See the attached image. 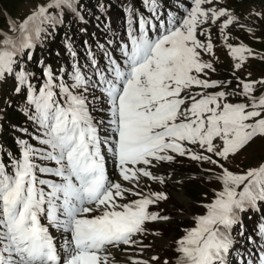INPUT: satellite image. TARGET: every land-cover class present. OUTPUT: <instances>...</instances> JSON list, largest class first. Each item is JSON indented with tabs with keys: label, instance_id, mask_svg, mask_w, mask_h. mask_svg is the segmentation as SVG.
I'll return each instance as SVG.
<instances>
[{
	"label": "snow or ice",
	"instance_id": "snow-or-ice-1",
	"mask_svg": "<svg viewBox=\"0 0 264 264\" xmlns=\"http://www.w3.org/2000/svg\"><path fill=\"white\" fill-rule=\"evenodd\" d=\"M142 2L149 16L126 9L115 47L84 41L81 63L65 35L69 66L41 60L40 76L34 50L70 16L84 20L80 0H35L23 18L0 11V84L14 82L33 127L18 129L29 137L17 139L18 154L0 158V264H264V152L249 154L264 146V76L248 70L264 53L235 35L256 29L227 0H179L167 12ZM253 15L264 20L244 19ZM220 52L228 78H213ZM182 159L208 190L197 211L177 210L184 223L163 255L145 243L174 219L153 169ZM249 212L261 213L251 230ZM130 249L138 255L122 261Z\"/></svg>",
	"mask_w": 264,
	"mask_h": 264
},
{
	"label": "rangeland",
	"instance_id": "rangeland-1",
	"mask_svg": "<svg viewBox=\"0 0 264 264\" xmlns=\"http://www.w3.org/2000/svg\"><path fill=\"white\" fill-rule=\"evenodd\" d=\"M91 0H80L83 8L81 9L82 14L84 16L83 21H75L73 17H69L65 22V25L59 30L57 36L46 42L43 47H37L34 50V60L29 63L30 69L36 72L37 76H40V68L38 67V62L43 60L45 63L53 66L54 69H59L60 67L67 68L70 64V58L65 51L64 47V38L65 35L71 38L73 47L76 49L78 53V57L81 63H84L86 60V46L84 41H88L89 45L92 47L93 51H97L96 43H105L110 39L100 38L104 33L109 32V34H114L118 36L116 32V26L119 25L117 21L119 19L120 23L127 25V11L129 7H132L136 10H140L142 6H144L142 0H127L126 5L119 8L121 9L119 14L113 11H106V13H101V9L104 5L103 0H99L98 6V15L91 20L90 16V5L86 6L90 3ZM138 1V4H137ZM165 4L170 3L175 6V8L180 5H175L176 2L174 0H163ZM186 2H190V0H186ZM35 0H2V5H0V11L6 9L7 15L10 18H23L29 11L30 6L34 5ZM229 8L235 11L237 15L241 17V20L245 24H249L255 27V37L250 34L237 30L235 35H237L240 40L244 43L248 44L250 47L255 49L257 52L264 53V20H260L254 15L249 19L245 20L244 17H248L249 13L254 12H264V0H227ZM91 4V3H90ZM145 7V6H144ZM137 11V12H138ZM107 25V28H105ZM116 25V26H115ZM4 18L0 16V27H4ZM115 26V27H114ZM81 28H84L85 31H81ZM125 26L122 27L124 29ZM112 29V30H111ZM97 34L98 36H95ZM221 60L223 63L220 64L221 72L214 75L213 78H228L230 76L229 64L223 52L219 53ZM99 59V54H98ZM253 73L254 78H259L264 76V62L260 60L251 61L249 69ZM222 74V75H221ZM241 76H244L245 73H241ZM35 83H39L38 81H34ZM14 82L9 79L7 82L0 84V117L6 112L3 107V101H7L9 99V93L13 92ZM15 104H13L8 110H15ZM4 108V109H3ZM1 132V130H0ZM23 137L21 133H18ZM18 134H13V142L15 143L17 139L15 137H19ZM3 137H6L4 132L0 134ZM11 135V134H10ZM26 138V137H25ZM2 143L3 140H1ZM16 144V143H15ZM8 152V147L3 145ZM264 152V146L254 145L252 149L249 150V154L255 155ZM240 157L237 158V161H240ZM254 162V161H253ZM111 169H114L113 167ZM112 171V170H111ZM157 175H162L166 177V184L153 185V190H164L169 194V201L166 204H162L161 207L165 208L166 213L173 216V222L169 224H158L153 225V229L160 231L161 236L153 239L149 237L148 240H145V243L151 241L155 245V250L161 252L163 255H171V253L167 249V242L171 239L175 238L179 235V224L183 225L184 221L178 218L179 213L178 209H183L187 213L197 211V202L203 197V194L208 189L206 188L207 182L200 181L199 177L201 173L196 169L195 165L190 164L186 159H182L179 163H164L158 166L157 169H153ZM114 172V171H112ZM195 177V179H191ZM180 181L181 183H176ZM151 184V181H148ZM249 216H253L254 214L249 212ZM260 219L259 217L253 216L252 219L247 220L248 229L251 230L254 222ZM132 252L131 256L138 255V253L133 250H129Z\"/></svg>",
	"mask_w": 264,
	"mask_h": 264
},
{
	"label": "trees",
	"instance_id": "trees-1",
	"mask_svg": "<svg viewBox=\"0 0 264 264\" xmlns=\"http://www.w3.org/2000/svg\"><path fill=\"white\" fill-rule=\"evenodd\" d=\"M99 1L96 0L95 3H98ZM105 2L108 4L109 8L107 10H111L119 14L121 7L126 5L127 0H105ZM138 4V1H137ZM94 6V5H93ZM133 7V6H132ZM90 9V16L93 18L95 14L97 13L96 7H89ZM106 10V9H103ZM140 12H144L143 6L140 8ZM103 13V11L101 12ZM90 17V18H91ZM121 17V16H120ZM7 101H11V106L15 104V110H8V107L6 104L3 105L5 108L6 112L3 113V115L0 117V126H1V132H4L6 137H3L0 135V158H5L3 156L4 152H7L3 145H6L8 147V152H13L17 154L18 150V145L17 143L15 144L12 140L13 134H18L21 133L18 131L20 128H27L29 132L33 131V127L30 122L27 121L26 117L23 115V112L21 111V108L23 106V99L20 96L14 95L13 92L9 93V99ZM3 108V109H4ZM10 108V107H9ZM11 134V135H10ZM22 134V133H21ZM19 135V134H18ZM22 136L19 135V137H15L16 139L18 138H23V139H28L29 137L25 134H22ZM26 137V138H25ZM3 140L4 143L1 142ZM32 143H35L34 141H30ZM178 226H183V225H178ZM177 226V227H178Z\"/></svg>",
	"mask_w": 264,
	"mask_h": 264
},
{
	"label": "bare ground",
	"instance_id": "bare-ground-1",
	"mask_svg": "<svg viewBox=\"0 0 264 264\" xmlns=\"http://www.w3.org/2000/svg\"><path fill=\"white\" fill-rule=\"evenodd\" d=\"M112 164H110V163H108V168L110 167V171L112 170V171H114V169H111L112 168V166H111ZM114 173V172H113ZM132 255V252L131 251H128V252H126V253H123V254H121V260L122 261H126L127 260V257H129V256H131Z\"/></svg>",
	"mask_w": 264,
	"mask_h": 264
}]
</instances>
